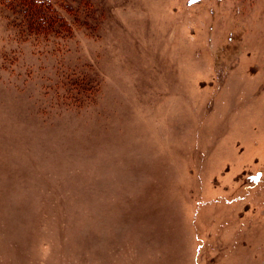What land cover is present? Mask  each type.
Returning a JSON list of instances; mask_svg holds the SVG:
<instances>
[{
    "label": "rangeland",
    "instance_id": "obj_1",
    "mask_svg": "<svg viewBox=\"0 0 264 264\" xmlns=\"http://www.w3.org/2000/svg\"><path fill=\"white\" fill-rule=\"evenodd\" d=\"M45 1L0 0V264H264V0Z\"/></svg>",
    "mask_w": 264,
    "mask_h": 264
},
{
    "label": "trees",
    "instance_id": "obj_2",
    "mask_svg": "<svg viewBox=\"0 0 264 264\" xmlns=\"http://www.w3.org/2000/svg\"><path fill=\"white\" fill-rule=\"evenodd\" d=\"M19 6L27 9L31 18L29 26L35 24L41 25L42 29H47L46 26H51L52 23L48 21V16L51 14L50 4L45 0H16ZM34 21V22H33ZM40 28V26H38Z\"/></svg>",
    "mask_w": 264,
    "mask_h": 264
}]
</instances>
